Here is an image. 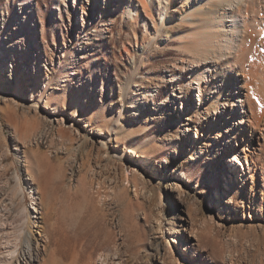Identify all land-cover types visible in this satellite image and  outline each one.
Instances as JSON below:
<instances>
[{"label": "rangeland", "instance_id": "1", "mask_svg": "<svg viewBox=\"0 0 264 264\" xmlns=\"http://www.w3.org/2000/svg\"><path fill=\"white\" fill-rule=\"evenodd\" d=\"M76 1L0 0V59L7 65L5 78L10 74L21 77L25 72L31 75L29 88L23 86L14 102L6 101L12 95L11 79L7 86L6 82L0 84V252L3 243L15 242L21 230L31 237L29 230H35V221L40 220L46 229L39 239L43 260L31 262L36 264L47 260V264H103V258L105 264H175L170 252L186 264H264V204L263 213L258 209L249 212L248 207L246 211L226 208L225 219L214 207L209 220L213 231L205 237V244L197 242L196 258L172 241L173 229L186 238L193 224L200 226L203 215L212 210L217 190L226 189L221 179L224 184L231 175L222 167L217 149L203 163L184 160L191 155L190 146L178 143L181 133L172 109L178 110L175 106L180 108L181 103L168 97L174 98L172 83L178 77L187 93L191 69L183 62L186 53L178 47L183 39L190 40L193 27L180 18L179 10L170 12L168 32L151 39L142 23L135 26L120 12L110 10L102 16L104 0ZM76 52L85 57L76 58ZM69 66L76 74L67 72ZM33 88L37 101L52 96V109L44 107V102L32 107ZM62 116L63 122L49 120ZM99 128L107 132L110 157L96 146ZM192 128L194 132V124ZM174 135L177 139H172ZM23 138L31 142L28 149L37 158L35 169L47 171L43 172L46 177L40 175L41 183L50 182V187L43 185L49 197L42 194L40 180L31 184L39 195L43 219L33 217V200L26 187L29 182L16 150ZM125 147H139L153 159L156 168L149 167L151 181L135 182L132 177L130 182L123 181V167L127 166L130 177L134 165L128 156H122ZM180 162L191 174L195 202L181 204L160 182L169 171L168 164ZM14 187L22 188L20 197ZM46 204L48 208L43 206ZM188 206L200 217L194 213L188 222ZM17 248L7 264L29 258L24 239ZM202 255H206L205 261Z\"/></svg>", "mask_w": 264, "mask_h": 264}, {"label": "bare ground", "instance_id": "2", "mask_svg": "<svg viewBox=\"0 0 264 264\" xmlns=\"http://www.w3.org/2000/svg\"><path fill=\"white\" fill-rule=\"evenodd\" d=\"M104 3L106 10H100L102 16L108 15L110 10L120 12L123 19L133 21L135 26H140L142 23L145 32L152 36L151 39H156L160 33L168 32L166 28L169 23V13L178 10L180 18L186 21V25H191L190 28L193 27L195 30L192 34L189 33L190 40L186 41L183 39L186 42L182 40L181 45L178 47L181 53H186L183 62L191 69V76H189L187 83V93L184 94L182 90L184 87L181 88L180 86L182 78L178 77L172 83V95L174 98L168 97L169 101L181 103L180 108L175 106L178 110L172 109L175 123L179 125L178 131L181 133L178 136V143H187L190 146L191 155L185 157L184 160L190 158L204 161L203 163H207L210 155L217 149L221 155L222 167H226L231 172L230 177H226L224 184L223 179H221L220 184L226 189L224 192L217 190L216 198L211 202L212 210L203 215L205 220H202L199 227L193 224L190 234L186 238L178 229L171 231L174 234L172 241L183 245V250L186 251V254L196 258L197 242L200 245L205 244V237L213 231L212 227L209 226V220L214 215V207H217L218 215L222 219H225L224 211L226 208L230 210L233 207L235 209L243 208L246 211L248 207L249 212H251V209H258L263 213L264 0H104ZM81 9L82 13H84L83 7ZM80 16L82 28L85 29V18L82 14ZM75 56L80 59L85 57L84 54L77 55V52ZM69 68L68 73L76 74L73 66H69ZM6 72V62L1 58L0 84L6 82L7 86V83H9L8 79H11V83L8 86H11L12 95H8L6 101L14 102L19 99L18 95L23 91V86L24 88L28 87L31 75L29 72H25L21 77L10 74L9 78L6 79ZM59 78H63V74H60ZM55 89L58 92L61 90L59 86ZM36 91L33 88L30 95L33 103L32 107L36 108L40 102H44V107L52 109L53 106L50 105L52 100L49 98L52 96L49 94L46 98L43 99L42 97L37 101L35 97V93L37 95ZM194 94L197 95L196 98ZM53 112L55 113V110ZM52 119H55L56 122H63L65 117L62 116L61 119L49 117V120L52 121ZM193 124L195 125L194 132ZM14 130L18 132L17 128ZM97 133L99 134L96 142L98 151L110 157L107 151L109 139L105 128H99ZM39 137H41V134ZM174 138L177 139V135H174L172 139ZM255 138H258V144L255 143ZM30 144L29 139L23 138L22 141L20 140L16 144V150L22 154L18 156L19 160L22 159L23 161L26 173L25 179L29 182L26 187H28L33 200V217L43 219L45 215L41 216L43 210L39 205V195H37V190L33 187L34 184H31L42 179L41 176L46 177L47 173L43 175V172L47 171L44 169L38 172V169H35V166H38L35 163L37 158L34 156L33 151H29L28 146ZM115 146H119V144H115ZM122 156H128L134 164L130 169L132 171L130 177L127 174V166L123 167L126 173V179L123 181L130 182L131 177L136 179L135 182L137 180L141 182L151 181V179H148L151 174L149 167L155 169L156 164L145 150H141L139 147H125ZM163 162L168 163L169 161L164 159ZM168 165H170L169 171L164 172L163 177L159 178L160 182L171 190L172 195L175 194L173 196H177L181 204L185 200L195 202L196 198L194 196L196 195L191 191L194 186L191 183V174L186 171L187 168L182 165V162ZM215 166L217 170V163ZM62 172L63 168L60 165L58 173L61 174ZM45 177L43 178L45 179ZM44 179L43 181L47 178ZM47 181V184L50 183ZM39 182L42 185L40 187L43 189L42 194L45 192L48 196L50 192L48 193L49 190L47 191L43 185H46V187H50V185L47 186L44 182V184L41 183L42 180ZM249 184L250 187H248ZM247 187L250 189L248 197L244 195ZM13 191L18 197L22 195L21 187H16ZM259 191H261V196ZM48 201L47 199L45 202L47 203ZM41 204H43L42 200ZM48 204L43 206L48 208ZM185 209L190 218L188 222L192 220L194 213L196 218L200 217L199 212H193L192 207L188 206ZM37 214L40 215L38 216ZM181 217L183 218V216ZM180 225L183 230L186 229L188 231L184 224L180 223ZM34 227H36L35 230H29L31 237L21 230L18 235L12 234L13 237L16 236L15 242L10 240L9 237L7 238L9 240L3 243L4 250L0 252V264L12 262L14 259L13 255L18 251V241L21 239H24L28 245L29 258L16 264H36L31 262L40 263L43 260V255H40L41 242L39 239L44 236L43 233L46 228H44V223L40 220L35 221ZM195 240H197L196 244ZM169 254L172 255L170 260L173 263L186 264V261L182 262L174 253L170 252ZM202 256L203 261H205L206 255ZM104 262H106L105 258L102 260L103 264H105Z\"/></svg>", "mask_w": 264, "mask_h": 264}]
</instances>
